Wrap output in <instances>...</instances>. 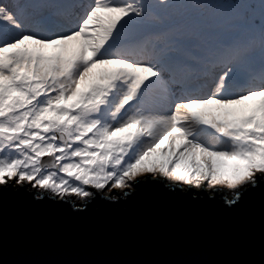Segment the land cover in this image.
I'll list each match as a JSON object with an SVG mask.
<instances>
[{"label":"snow or ice","instance_id":"snow-or-ice-1","mask_svg":"<svg viewBox=\"0 0 264 264\" xmlns=\"http://www.w3.org/2000/svg\"><path fill=\"white\" fill-rule=\"evenodd\" d=\"M145 186L264 215V0H0V201Z\"/></svg>","mask_w":264,"mask_h":264},{"label":"water","instance_id":"water-1","mask_svg":"<svg viewBox=\"0 0 264 264\" xmlns=\"http://www.w3.org/2000/svg\"><path fill=\"white\" fill-rule=\"evenodd\" d=\"M84 215L9 196L0 201V264H264L259 196L223 213L150 186Z\"/></svg>","mask_w":264,"mask_h":264},{"label":"rangeland","instance_id":"rangeland-1","mask_svg":"<svg viewBox=\"0 0 264 264\" xmlns=\"http://www.w3.org/2000/svg\"><path fill=\"white\" fill-rule=\"evenodd\" d=\"M45 160L47 159V157L44 158Z\"/></svg>","mask_w":264,"mask_h":264}]
</instances>
